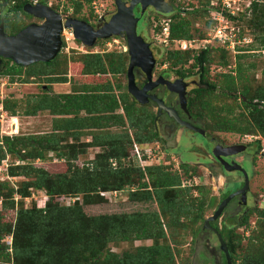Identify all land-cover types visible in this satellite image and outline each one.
I'll return each instance as SVG.
<instances>
[{"label":"trees","instance_id":"obj_1","mask_svg":"<svg viewBox=\"0 0 264 264\" xmlns=\"http://www.w3.org/2000/svg\"><path fill=\"white\" fill-rule=\"evenodd\" d=\"M61 1L54 0L52 7L58 8ZM67 1L73 8L72 16L80 17L83 9H90L93 0ZM28 3L30 0H0V19L3 17L5 32L9 29L8 34H15L24 28L20 17H28L22 11ZM197 4L196 9L191 3L190 11L183 10L192 20L207 17L209 0H198ZM181 10L170 16V40H190L196 34V38H204L206 33L194 29L192 21L181 15ZM89 15L93 16L91 9ZM249 17L240 21L248 32L244 35L250 34L254 39L248 49L256 50L264 45V0L252 6ZM205 26L211 25L207 22ZM158 30L159 25L153 26L154 32ZM249 56L251 54L237 55L234 70L230 73L215 71L214 80L208 77L210 70L226 68L233 62L232 55L223 48L169 50L161 63L167 62L169 71L176 77L197 76L199 86L190 93L186 105L192 115L200 120L206 118L217 132L259 136L264 140V83L251 84L254 75L250 77L247 71L255 65L248 63L244 67L241 63ZM80 57V74L90 83H79L80 86L72 87L69 94L43 91L28 95L24 100L8 97L1 102L4 112L11 118H33L47 113L52 120L47 132L0 136V164L8 157L19 162L8 166L6 176L22 179L16 189L8 181L0 182V264H178V244L167 228L187 229L182 221L187 219L194 226L190 229L191 238H197L203 231H208L203 229L205 210L214 209L219 199L216 201L212 194L204 198L189 197L198 188L180 186V177L194 172L188 165L180 166L183 173L180 177L169 174L163 166L150 167L143 172L132 161H126L127 165H124L133 142L160 141L153 127L154 112L152 114L151 107L132 100L126 84L115 83L109 78L126 75V53H86ZM76 67L69 56L61 53L50 63H36L27 68L4 60L1 74L10 76L12 81L17 77L23 84L30 83L33 77L36 81L44 78L49 85L75 84L68 78V73L73 75ZM98 76L105 79L99 82ZM217 85H220V95L232 98L235 103L225 109L227 116H219L223 110L211 105ZM233 109L240 112L234 116ZM114 128L122 131L111 132ZM85 136L91 140L81 142V137ZM256 143L258 154L261 148L259 141ZM88 149H98V152L79 168L75 163ZM50 153L66 164L65 172L50 174L30 165L36 160L50 161L53 159L48 158ZM125 189H133L129 191L128 201L155 204L157 209L98 216L85 214L84 207L107 203L101 193ZM32 191H43L46 199L24 208L23 201L31 197ZM15 196L17 200H14ZM55 199L76 200L69 205H60ZM14 205L15 222H3L1 212L13 209ZM169 214L172 218L163 222V217ZM251 217L256 218V229L242 244L237 229L247 228ZM218 232L226 244L231 264H264V209L255 205L241 214L234 227L223 226ZM7 236H11L10 246L3 242ZM135 241H151V244L121 254L109 249V245ZM221 257L222 263L226 264L223 254ZM180 261V264H190L181 258Z\"/></svg>","mask_w":264,"mask_h":264},{"label":"rangeland","instance_id":"obj_2","mask_svg":"<svg viewBox=\"0 0 264 264\" xmlns=\"http://www.w3.org/2000/svg\"><path fill=\"white\" fill-rule=\"evenodd\" d=\"M197 1L198 0H172V3L174 4V7H176L177 9L181 10V8H183L186 11H190L191 7L189 5L191 3L195 6V9L198 8ZM92 2H95V4H96V10H97V13H95L96 15L93 14V16H90L89 10L91 8L89 10H88V8H86V9L82 10L80 17H83L85 19L88 18V20L95 22L96 20H98L99 17L107 18L110 16V14L112 12H113L112 14L115 13L114 0H93ZM61 6H62L61 11L63 13H68V14L72 13L73 8L71 7V4L69 1L62 0L61 3L58 5V8L54 7V9H59ZM65 8H68V10L64 11ZM92 13H93V10H92ZM184 15L187 18H189V20L192 21V24H193L192 26L194 29L201 30L204 33L209 31V29L205 26V23L208 22L207 17H200L198 19L194 18L192 20V18H190V16L188 15V12L184 13ZM155 17L156 16L154 14H149V23L145 22V20H143V19L140 20L138 25H137V34H142L145 37H147V35H148V38L153 41V39H152L154 36L153 22L156 20ZM160 19H164V18H160ZM246 19H248V17L245 18V20ZM20 22H21V25L25 26V25H27V23H29V19H26V17L21 16ZM242 26H243V30H245L246 26H244V24ZM6 33H7V35H13V34H8V33H10L9 29L7 30ZM195 36H194V38L197 39ZM249 36L254 41L253 37L250 34H249ZM69 45L72 46L74 49H71L68 52L61 49L60 54L62 53L63 56H65V55L69 56L70 59L72 60V62H74L77 65V67L74 68L73 75L72 74L69 75V73H68L70 80H73L77 84H79L81 82L90 83L91 81H84V80H87L86 77L81 76V74H80L81 65L79 63V60L81 58L80 55H84L86 53H89L91 48L87 49L84 47L83 48L84 53H79L75 49L76 47L77 48L81 47V44L78 41H74L71 44L69 43ZM153 45H154L153 50H154V53L156 55L159 66L165 65L167 67V70L169 71L168 63L167 62L161 63V61H162L163 57L165 56V53L168 52L169 50H175L177 45L172 44L171 46L165 47V48H163L161 45H159L156 42H154ZM96 50L99 52L98 54H101V55L108 54V53L114 54L117 52L116 48H112L109 52L104 53L103 52L104 49L102 48L101 45H97ZM241 63L243 65L244 64L247 65L248 63H252L255 65L254 69L247 71V73H249L250 77L252 75H254V79L251 80V84L253 86H258L260 83H264V59H262L261 56L259 57L257 55H251V56L247 57L246 59L242 60ZM246 65H244V67H246ZM215 71L219 72V69L212 70V71L210 70L209 76H208L210 80L215 79L214 75H213L214 73H216ZM169 72H170V76H175L173 73H171L172 71H169ZM96 78L99 80V82H101L103 79H105L104 76H98ZM109 78L112 79V81L115 83L120 82L121 84H126V79H125L124 74L117 75L115 77L110 76ZM106 79H108V77ZM33 80H35V81H33ZM186 80L198 82V78L196 75L192 76L191 78H188ZM92 82H97V81H96V79H92ZM51 85L52 84L49 85V83L46 82V79H44V78H43V80L40 78L36 81V77H33L32 79H30V83L23 84V83H20V81H19V79H17V77H15L14 80L12 81L10 76L3 75L0 72V102H2V100H4L5 98H8V97L12 98L14 100H24L25 97L28 95L39 94L43 91H45L46 93L54 94V93H52ZM217 87L218 88L216 89V92H214L215 95L211 99V105L213 107H215L216 109L221 108L223 110L220 112L219 116H227V112L225 111V109L230 108L231 106H235V103L232 100V98H227V97L221 96L220 95V85H217ZM215 97H217V98H215ZM150 110H151L152 114H153V112H155V111H153L152 108ZM231 111H232V115H234V116L240 112V110H238V109L237 110L233 109ZM10 118L11 117L8 116L7 114H5L3 118H0V136H7L8 134H9V136H15V135H19V134L47 132L50 130L51 120H52V117L49 116L47 113H41L37 117H33V118L23 117V116H19L17 118H12L13 120H10ZM199 121L202 123L204 129L208 133L216 136L217 138H219V140L222 139V141L225 144L250 146L247 150V152L249 153V157H248V160L244 164V170L246 171V174L248 176V191H247V193H248L249 199L250 198L252 199L253 198L252 196H254L257 200L256 201L257 203L254 202L255 204L252 206V208H254L255 205H258V208H259L260 202L262 204H264V140L262 138H260L259 136H253V137H256V139H254V138L250 139L251 135L242 136V135L235 134V133L217 132V131L213 130V126L208 122V120L206 118H203L201 120L199 119ZM110 131L111 132H121L122 130L114 128V129H110ZM107 132H109V131H107ZM5 133L7 135H5ZM256 141H259V145L261 148V150L258 154H257V150H256V147H257ZM81 142H84V141L82 140ZM147 144L150 145V143H147ZM144 146H145V143L139 144L140 148H143ZM97 152H98V149L87 150L86 155H84L82 158L77 160V162L75 164L79 168L82 167L85 163L92 160L94 155ZM133 154H134V152H133V149L131 147L130 151H129L128 158L124 161V165H127L126 161H132L136 164V162L133 159ZM166 154L164 153L162 146L159 145V148L157 149V153L156 154L154 153L155 159H154V155H153V158L150 157L147 160L148 166H150V167L163 166V168L167 172H169V174H178V176L180 177V175L183 174L182 171H180V166H182L183 164H181L180 160L178 158H176L172 152L168 153L167 156H165ZM260 154H262V155H260ZM174 157H175V159H173ZM48 158H53V159H51L50 161L47 160L44 162L36 160V161H33L32 163H30V165L33 168L43 169L50 174L63 173L67 170L66 164H64V162L61 159L54 157L52 153H50L48 155ZM150 159H152V160H150ZM238 159L241 160V158H238ZM3 161H5L7 168L9 165L17 163L16 160H13L9 157ZM22 164H24V163H22ZM114 164H113V166H114ZM150 167L146 166L145 169L150 168ZM7 168H3V169L6 170ZM193 169H194L193 174H191L189 176L186 175V176L180 177V182H181L180 186L182 188H184V189L194 188V187L198 188L197 191L196 190H194L195 192L192 191V194H190L189 197L193 196V197L204 198V197H207L208 195H211L212 193L217 194L216 193L217 191L221 192V189L225 187V186L221 185V183H219L220 189L216 188L215 186L213 187L212 181L210 180V178L207 177L206 170H201L199 168H193ZM0 170H1L3 178H4V182L8 181L11 184V186H14V188L16 189L18 187L19 182L22 179H20V178H16L14 180L13 179H7L5 171H2L1 168H0ZM234 178H235L234 185L238 186L240 184V181H241V179L239 178V175L235 174ZM232 188H233V186H231V189ZM129 191L131 192L132 190H126V189L122 190V191H120V194H117L115 197L113 195H109L108 193L104 194L103 195L104 199H106V201H107L106 204L84 207L83 210H84L85 214L88 216H98V215H103V214L109 215V214L132 213V212H140V211L145 212V211H152V210L157 209L155 204L150 205V204H146V203L128 201L127 196L130 193ZM252 194H254V195H252ZM45 199H46L45 193L43 191H32L31 197L29 199H25L23 201V204H24L23 207L29 208L30 206H32V204H36V202L44 201ZM75 200L76 199H70V200L69 199H64V200L55 199V201H57L60 205H67L68 203L71 204ZM216 201H217V199H216ZM214 209H206L204 217L208 218L209 216H211ZM0 211H1V207H0ZM16 214H17V211L15 209V205H14L13 209H8L7 211H2L1 215H2L3 222L13 224L16 220V216H17ZM171 218H172V216L170 214L166 215L165 217H163V220H164L163 222L166 223ZM182 221H183L184 225L188 226L187 229L182 230L180 228H177V229L176 228H172V229L167 228V230H166L167 232H168V230H171V232L174 235V240L178 244L177 248L180 251V255L177 257V263L180 264V262H181L180 258H181L184 261L185 260L188 261L190 264H203L204 262H206L207 264H223L221 255L219 253L220 250L218 248V244L216 243V239L214 237L211 238L210 234H208L205 231L200 233V235L197 238L192 239L190 236V229L194 228V226L187 219H183ZM255 221H256V218L251 217L249 220L248 226H247V228H245V230L237 229V233L241 234V236H242V244H244L246 242L247 238L251 235V232H253L256 229ZM231 222H233V221H231ZM169 241H170V239H169ZM3 242H4V244L10 246L11 236L4 237ZM150 244H151V241H135L132 244L120 243L118 245H109V249H110V251H112L114 253L121 254L122 252L129 251L135 247L148 246ZM210 248L214 250V253L212 251H209ZM175 250H176V248H175Z\"/></svg>","mask_w":264,"mask_h":264},{"label":"water","instance_id":"obj_3","mask_svg":"<svg viewBox=\"0 0 264 264\" xmlns=\"http://www.w3.org/2000/svg\"><path fill=\"white\" fill-rule=\"evenodd\" d=\"M115 13L110 19L103 24L99 31H93L92 28L83 21L72 18H63L62 16L50 7L43 4H25L22 11L41 23H32L13 35H7L5 32L3 17L0 19V72L4 65V60L11 61L14 65L27 68L36 63H50L62 49L61 32L63 29H70L76 41L80 42L86 48H92L96 40H108L112 37H120L125 40L128 46V67L126 72V89L127 93L140 105L145 104L148 100L153 101L158 106V114L162 110L166 111L169 116H173L176 120L177 116L173 109L163 105L162 100L157 99L154 95H149L147 92L151 89L152 70L155 64V59L149 45L143 38L137 35V23L139 18L135 17L134 9L139 6L140 15L151 7L157 13H169L172 11L170 6L164 4V0H114ZM139 69L146 77L147 84L141 89L136 86L133 69ZM161 83L167 87L170 92L178 95V101L182 110L186 111V92L184 91L186 83L182 79H177L174 82L163 80L159 77L153 83L157 85ZM181 85L183 86L181 90ZM180 87V89H179ZM182 126L197 131L203 134L202 131L194 128L188 123H181ZM243 145H234L225 149V152L220 155L215 150L213 156L222 164L226 172L238 171L243 176V186L226 196L220 201L212 215L205 218L203 229L211 231L217 241L220 252L224 255L226 264H231L230 256L218 231L210 226V223L216 221L226 208L228 203L236 196H241L243 201L248 191V176L246 171L236 163L224 162L221 157L235 155L245 150Z\"/></svg>","mask_w":264,"mask_h":264},{"label":"flooded vegetation","instance_id":"obj_4","mask_svg":"<svg viewBox=\"0 0 264 264\" xmlns=\"http://www.w3.org/2000/svg\"><path fill=\"white\" fill-rule=\"evenodd\" d=\"M123 1L126 2L128 0H123ZM41 4L44 5V3H41ZM164 4L166 6H170L172 8V11L169 13H157L153 10V8L148 7L144 11V13L140 15V9H139V6H137L134 9V15L135 17L139 18V21L143 19L147 23H149V14H154L156 16L155 17L156 20H160V18L170 17L176 11L177 8L174 7L172 0H164ZM50 8L56 13L60 14L62 16V19L72 18L75 20L85 22L92 28L93 31H99L101 27L103 26V24L107 22L110 19V17L113 15L112 14L113 12H112L109 17L107 18L102 17L94 22V21L88 20V18L83 19L79 16H72V13L68 14V13L58 12V10H55L52 6ZM26 19H29V23H27V25L32 24V23H36V24L41 23L40 20H37L30 16L26 17ZM64 31H67L69 33L71 32L70 29H63L61 34H63ZM137 35L141 36L143 40L149 45V48L152 51V54L155 59V64L152 70V79H151L152 82L150 83L151 89L147 92V94L154 95L157 99L162 100L163 105L165 107L173 109L175 111V115L177 116V119H178L176 120L173 116H169L168 113L164 110H162L161 113L158 114V106L151 100H148L145 104H143V105L151 107L153 111H155L153 127L160 141H154V142H157L158 145L162 146V149L164 150L165 154L172 152L174 156L180 160L181 164L188 165L191 168H199L201 170H206L207 177L210 179H213L218 174L222 175L223 181H224L222 185L227 188L229 187L230 189H231V186H233V188L229 191L227 196L231 194L232 192L239 190L243 186L244 179H243L242 174L238 171L226 172L222 164L213 156L214 150L218 154L222 155L225 152L226 148L230 146H234V145L225 144L222 141V139L219 140V138H217L216 136L208 133L204 129L199 119L196 116L192 115L187 110V106H186V111L182 110L180 107V103L178 101L177 94L170 92L167 89V87L161 83H158L157 85L153 84L158 80L159 77H162L163 80L169 81V82H174L175 80L182 79V78H179L176 76H170V72L167 70V67L165 65L159 66L156 55L153 50L154 42L148 38V35L147 37L143 36L142 34H137ZM117 38L120 39V37H117ZM100 41L101 40H96L95 45H97ZM128 62H129V58L127 61L126 72H127ZM133 73L135 77L136 86L139 89H141L144 85L147 84L146 77L137 68L133 69ZM125 78H126V75H125ZM182 80L186 83L184 91L186 92L185 97H186V105H187V98L190 96V93L194 90V88H196L199 85L197 81H187L186 79H182ZM126 83H127V80H126ZM182 88L183 86L181 85V90ZM132 100L134 99L132 98ZM181 123H188L189 125L193 126L199 131H202L203 134H200L197 131H194L192 129H188L182 126ZM245 147L246 148L243 152L235 154V155L222 156L221 159L224 162H227L229 164L236 163L244 169V164L248 160V157H249V153L247 152V150L250 146H245ZM167 154L165 156H167ZM175 157L173 159H175ZM238 158H241V160ZM235 174L239 175V178L241 179L240 184L238 186L234 185V182H235L234 175ZM220 195H222V193ZM252 197H253L252 199L251 198L249 199L247 192H246L244 201L241 196L234 197L228 203L226 208L223 210L221 216L216 221L210 223V226L216 231L221 230L223 226L231 227V228L234 227V225L239 220V217L241 216V214L251 209L252 206L255 204L254 202H256V198L254 196ZM222 199H224V197H222L220 201ZM205 232L210 234L211 238L213 237L216 238L215 235L211 231H205ZM209 251H212L214 253V250L211 248L209 249ZM219 253L220 255L222 254L220 251Z\"/></svg>","mask_w":264,"mask_h":264},{"label":"built area","instance_id":"obj_5","mask_svg":"<svg viewBox=\"0 0 264 264\" xmlns=\"http://www.w3.org/2000/svg\"><path fill=\"white\" fill-rule=\"evenodd\" d=\"M54 0H30V4L36 5L44 3V5L51 7L53 6ZM41 2V3H40ZM263 0H209V4L206 6L207 9V20L211 25L206 32V36L201 39H190V40H170V17H166L164 19L155 20L153 22V26L159 25L158 32H154L153 42L158 43L163 48L169 47L172 44H176L177 51H200L203 49H207L208 47H219L228 51L232 55L233 62L226 68H218L220 73H230L234 70L236 66L235 58L240 54H251L261 56L264 59V45L257 50H249V46L253 44V40L248 34L246 30H243V26L241 25L242 19L249 17L252 6L254 4L262 3ZM90 8L93 10V14L97 13L95 2H91ZM62 6L58 9V12L61 11ZM185 9L181 10V15H184ZM96 15V14H95ZM99 17L98 19H100ZM241 18V19H240ZM241 20V21H240ZM62 38V49L68 52L71 49H74L69 45L75 41L73 34L67 31H64L61 35ZM97 45H101L104 49L103 52L107 53L112 48H116L118 53H128V46L125 41L113 37L109 40H101ZM97 45H95L89 53L98 54L99 52L96 50ZM84 46L81 45L80 48H75L79 53H84ZM6 113L3 110L2 104L0 102V118H3ZM10 120H13L10 118ZM5 135H7L5 133ZM9 135V134H8ZM256 139V137L250 136V139ZM159 145L157 142H152L149 144H145L143 148L139 147L135 142L132 144L133 149V159L136 162L137 166L145 172V168L148 166V159L150 157L153 158L154 153H157V149ZM155 159V155H154ZM152 160V159H150ZM158 161V160H157ZM158 163V162H157ZM18 164V163H16ZM146 165V166H145ZM0 168L2 171H5L3 168H7L5 161H2ZM7 179H13L9 178ZM0 182H4V178L2 172L0 170ZM133 190V189H132ZM107 193H101L104 195ZM109 195H113L114 197L120 192H108ZM18 199L17 196L14 198ZM259 203V208L264 209V204ZM69 205V203L67 204ZM241 230H245V228H240ZM246 234V233H245Z\"/></svg>","mask_w":264,"mask_h":264},{"label":"crops","instance_id":"obj_6","mask_svg":"<svg viewBox=\"0 0 264 264\" xmlns=\"http://www.w3.org/2000/svg\"><path fill=\"white\" fill-rule=\"evenodd\" d=\"M69 75H71V73H69ZM69 75H68V78H69ZM76 84V85H75ZM70 83V82H67V83H55V84H52L51 85V88H52V93L54 94H69L72 90V87H77V86H80L79 84L77 83ZM84 141V142H89L91 140V138L89 136H85V137H81V141ZM89 150V149H88ZM212 181V184H213V187L215 186L216 188H219V183H222L224 182L223 181V176L218 174L216 175L213 179H210ZM231 189L228 187H224L221 189V192H216L217 194H213L212 193V196L216 197V199L220 201L221 197L223 196V194H225L227 191H230ZM222 193V195H220ZM219 197V198H218ZM219 204V202L217 203V205ZM216 205V206H217Z\"/></svg>","mask_w":264,"mask_h":264},{"label":"clouds","instance_id":"obj_7","mask_svg":"<svg viewBox=\"0 0 264 264\" xmlns=\"http://www.w3.org/2000/svg\"><path fill=\"white\" fill-rule=\"evenodd\" d=\"M112 38H113V37H112ZM110 39H111V38H110ZM108 40H109V39H108ZM75 41H76V40H75ZM80 44H81V43H80ZM81 45H82V44H81ZM82 46H83V45H82ZM94 46H95V45H94ZM94 46H93V47H94ZM93 47H92V48H93ZM85 48H86V47H85ZM92 48H91V49H92ZM87 49H90V48H87Z\"/></svg>","mask_w":264,"mask_h":264}]
</instances>
